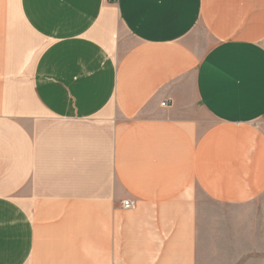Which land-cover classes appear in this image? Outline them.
I'll use <instances>...</instances> for the list:
<instances>
[{
	"label": "crops",
	"instance_id": "0c3cea01",
	"mask_svg": "<svg viewBox=\"0 0 264 264\" xmlns=\"http://www.w3.org/2000/svg\"><path fill=\"white\" fill-rule=\"evenodd\" d=\"M0 264H264V0H0Z\"/></svg>",
	"mask_w": 264,
	"mask_h": 264
},
{
	"label": "built area",
	"instance_id": "2783aa9c",
	"mask_svg": "<svg viewBox=\"0 0 264 264\" xmlns=\"http://www.w3.org/2000/svg\"><path fill=\"white\" fill-rule=\"evenodd\" d=\"M165 104H166V101H163L161 103L162 106H165ZM122 204H123V207L129 208V207H131L133 205V201H131V200H125V201H123Z\"/></svg>",
	"mask_w": 264,
	"mask_h": 264
},
{
	"label": "rangeland",
	"instance_id": "374dc122",
	"mask_svg": "<svg viewBox=\"0 0 264 264\" xmlns=\"http://www.w3.org/2000/svg\"><path fill=\"white\" fill-rule=\"evenodd\" d=\"M198 106V105H197Z\"/></svg>",
	"mask_w": 264,
	"mask_h": 264
}]
</instances>
